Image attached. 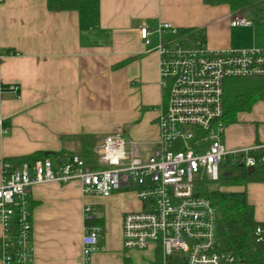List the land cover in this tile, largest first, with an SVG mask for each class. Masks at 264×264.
Segmentation results:
<instances>
[{"label": "crops", "instance_id": "0c3cea01", "mask_svg": "<svg viewBox=\"0 0 264 264\" xmlns=\"http://www.w3.org/2000/svg\"><path fill=\"white\" fill-rule=\"evenodd\" d=\"M234 15L247 18L227 4L203 0H80L75 10H50L46 0H0V179L4 163L18 157L38 151L80 154L84 134L119 133L134 141L140 156L147 149L150 154L164 104L158 25L202 28L209 49L250 48L241 36L255 31L254 21L232 26ZM143 26L150 32L148 43L140 37ZM235 122L226 126V149L264 141V125ZM220 188L245 191L254 219L264 221V182ZM84 203L100 218L99 247L89 264H123L124 256L151 264L149 251L128 253L122 247L121 217L138 208L135 195L126 190L83 195L74 180L31 188L32 264H82Z\"/></svg>", "mask_w": 264, "mask_h": 264}, {"label": "built area", "instance_id": "2783aa9c", "mask_svg": "<svg viewBox=\"0 0 264 264\" xmlns=\"http://www.w3.org/2000/svg\"><path fill=\"white\" fill-rule=\"evenodd\" d=\"M253 21L234 15L232 26ZM160 86L164 104L157 117L156 147L144 159L134 141L119 133L105 135L95 147L97 166L91 169L77 154L55 155L18 166L4 163L0 179L2 264H32L29 193L34 185L79 181L83 195L107 197L124 188L139 202L137 209L121 217L124 250L182 254L177 264H243L231 252L220 249L218 214L207 197V186L219 178L227 160L255 167L252 152L264 161V141L228 150L224 145V81L232 77L264 76V47L209 49L189 33L169 23L158 25ZM149 30L140 28L148 43ZM17 86H10L15 91ZM101 166V168H99ZM103 166V167H102ZM82 264L98 249L99 226L88 222L97 216L91 204L83 205ZM12 226L16 227L15 235ZM256 242L264 240V222L253 229ZM14 242L16 257L5 251ZM151 250V251H150Z\"/></svg>", "mask_w": 264, "mask_h": 264}, {"label": "trees", "instance_id": "16d2710c", "mask_svg": "<svg viewBox=\"0 0 264 264\" xmlns=\"http://www.w3.org/2000/svg\"><path fill=\"white\" fill-rule=\"evenodd\" d=\"M209 5L227 4L233 13L244 12L264 0H203ZM80 0H46L47 8L50 10H75ZM180 33L194 35L205 43V34L202 28H178ZM264 101V76L257 77H232L224 81V120L226 124L236 121V115L241 111H250L252 106ZM102 139L96 135H81V157H94L95 147ZM61 155L68 157L63 151L58 153H44L41 151L30 155L18 157L12 162L18 166L22 162H34L44 157ZM256 159L255 167L249 171L247 167L238 162L226 161L221 165L219 178L215 183L216 188L207 192V197L215 206L218 214L216 237L221 250L237 255L243 264H264V240L256 242L253 237V229L257 224L263 223L254 219V208L248 203L245 191H226L220 189L222 186L245 185L248 182H264V161H260V155L252 152ZM89 224H100V218L88 222ZM13 235L16 227L12 226ZM18 246L11 243L5 249L16 257ZM4 251L3 241L0 239V257ZM123 264H134L130 257H123ZM151 264H160L158 253L155 254Z\"/></svg>", "mask_w": 264, "mask_h": 264}, {"label": "rangeland", "instance_id": "374dc122", "mask_svg": "<svg viewBox=\"0 0 264 264\" xmlns=\"http://www.w3.org/2000/svg\"><path fill=\"white\" fill-rule=\"evenodd\" d=\"M244 13H245V15H247V18L252 19L254 21V24H253L251 29L254 28L255 31H253V32L252 31H250V32L245 31L244 36L242 35L241 37L242 38L245 37V40L248 43H251L249 45V47H254V46L255 47H264V43L263 44L260 43V42L264 41V2L259 3V4L255 5L254 7L247 9L246 11H244ZM234 46L236 48H242L240 46H236V45H234ZM242 113L247 114V118L240 121L241 120L240 117H241ZM237 116H238V118L236 119L235 124L246 125V124H251V123L255 124V122H256L257 125H264V101H259V102L255 103V105L252 107V109L250 111L238 113ZM146 151H147V154L143 155L144 159H146L147 156L149 155L148 154L149 149H147ZM83 161H84V164L89 166L91 169H93L97 166V162H96L97 160L95 159V156L94 157H83ZM99 168H101V166H99ZM216 187H218V185L215 182H212V183L208 184L207 189L209 190L211 188H216ZM120 190L122 192H124V190H126V189L120 188ZM126 191H128V190H126ZM125 252L130 253L132 251L131 250H125ZM151 256H152V252H150V257ZM180 257H182L181 253H178L175 255H170V256L166 257V261L170 262L171 264H177Z\"/></svg>", "mask_w": 264, "mask_h": 264}, {"label": "water", "instance_id": "95a60500", "mask_svg": "<svg viewBox=\"0 0 264 264\" xmlns=\"http://www.w3.org/2000/svg\"><path fill=\"white\" fill-rule=\"evenodd\" d=\"M253 169V167H249L248 170L251 171Z\"/></svg>", "mask_w": 264, "mask_h": 264}]
</instances>
